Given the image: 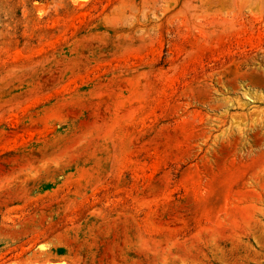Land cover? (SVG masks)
Instances as JSON below:
<instances>
[{
	"label": "rangeland",
	"instance_id": "1",
	"mask_svg": "<svg viewBox=\"0 0 264 264\" xmlns=\"http://www.w3.org/2000/svg\"><path fill=\"white\" fill-rule=\"evenodd\" d=\"M81 1L0 0V264H264V0Z\"/></svg>",
	"mask_w": 264,
	"mask_h": 264
},
{
	"label": "bare ground",
	"instance_id": "2",
	"mask_svg": "<svg viewBox=\"0 0 264 264\" xmlns=\"http://www.w3.org/2000/svg\"><path fill=\"white\" fill-rule=\"evenodd\" d=\"M70 1H72L74 4H75V2L77 1V0H70ZM79 1V0H78ZM81 1V0H80ZM82 2V1H81ZM38 12V11H37ZM39 13H41V12H39ZM263 94H264V92H263ZM243 103V102H242ZM243 105H248L247 103H243ZM20 263V262H19Z\"/></svg>",
	"mask_w": 264,
	"mask_h": 264
}]
</instances>
